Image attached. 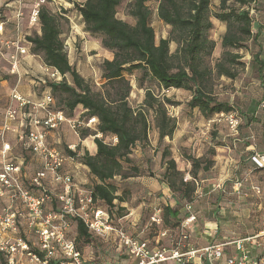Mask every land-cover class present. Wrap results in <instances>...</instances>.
I'll return each mask as SVG.
<instances>
[{
    "label": "rangeland",
    "instance_id": "rangeland-1",
    "mask_svg": "<svg viewBox=\"0 0 264 264\" xmlns=\"http://www.w3.org/2000/svg\"><path fill=\"white\" fill-rule=\"evenodd\" d=\"M220 1L212 0L211 10L213 13L218 12ZM76 2L83 4L86 0H76ZM132 2L133 0H124L117 9V17L130 25H135V19L129 15ZM158 4L159 0H151L148 3L152 12L151 25L155 30L157 43L162 38H169L172 31L171 26L166 25L158 17ZM44 6L59 17L61 39L64 41L70 63L89 82L93 91L103 93L106 89H110L108 85H105L106 82L103 79V63L105 60H112L114 55L103 47V36L93 35L86 30V25L76 6L68 7V11L65 12L61 9V14L59 13L61 6L57 3L48 2ZM252 12L253 34L256 36L259 33V35L256 39L248 41L246 47L242 49H224L222 47V37L227 31V25L212 18L213 28L209 31L208 37L215 42L216 47L212 55L206 58L207 64L213 68L225 51L240 54L242 56L240 62L243 64L239 67V75L236 79L217 76L212 79L211 85L216 99L219 102L228 103L233 108L232 112L224 113V117L215 115L209 119L204 117L198 109H190L188 102L192 98L191 91L165 90L143 70H134L125 74L132 86L128 98L132 108L142 107L146 93L150 90L160 100H169L170 103H166L169 115L177 121V129L173 138L160 140L156 128L155 113L153 111L147 113L150 124L148 142L140 145L142 146L140 150L134 152L132 165L124 164L125 174L135 175L136 172L132 169L134 166L139 169V178L144 177L143 179L150 183L158 180L160 184L167 186L164 182V175L169 159H174L177 169L182 172L185 180L192 182H194L191 175L193 165L188 158H197L205 162L213 161V166L209 171H198L197 182H194L197 192L194 195L193 211L196 215L199 213V216L197 215V221L193 227L187 231L184 230L188 239L190 235H197L201 239V236L205 235L203 231L207 222L218 218L227 223L223 232H228L229 240L241 238L242 231L245 232V229L250 232L248 234L260 229L264 230V170H254L249 161V157L255 153L264 155V70H261V61H264V0H259L254 5ZM0 17V21L6 19L2 10ZM30 25L29 19L27 26ZM37 25L29 27L24 37L28 38L37 34L40 31ZM260 27L263 28L260 30ZM6 39L5 37L0 39V44L9 42V39ZM177 48V43L172 42L171 53H175ZM256 56H258V61ZM67 80L73 84L69 76ZM64 97V94H58L57 102L63 105ZM7 106H2L3 110L0 115L5 114ZM80 108L76 109L74 115L76 120L85 121L84 113H81ZM229 114H233L238 122L236 131L233 130L230 120L227 118ZM97 124L98 121L91 127L82 128L79 135L81 131L87 130L90 134L88 137L103 138L108 144L117 142V139L111 135L105 137L99 134L93 135L96 133ZM1 145L0 143V149ZM164 152H169L165 159H163ZM229 156L233 160L232 170L230 177H226L228 169H226L225 163L226 157ZM78 172L79 170H77V174ZM228 178L231 179L229 182L226 180ZM240 180H243V184ZM224 182H226L225 185H223ZM113 184L118 187V196L125 198L126 202L123 204L115 202L117 207L113 209L115 218L111 219V224L116 227L118 232H126L138 239L150 241L154 245L162 243L160 234L163 228L151 227L150 217L154 213L153 207L144 208L137 221L133 220L138 215L135 212L130 217L119 218V207L126 208L122 214L128 215L143 202L146 203V206L153 203L154 196L148 195L144 191L148 189L145 184L136 181L133 177L124 179L120 176L113 180ZM217 185H220L219 188L214 190L213 186ZM81 187L86 188L87 186ZM150 188L152 189V185ZM170 192L171 197L177 199L176 196H180V193L174 194L171 190ZM99 206L107 209L103 204ZM212 206H215L216 209ZM183 216L184 213H181L179 219L170 220L167 223L171 227L169 228L173 236L175 233L181 236ZM89 233L91 235L89 242L83 239L78 240L75 220H71L69 238L73 240L76 249L81 252L86 264H136L134 257L130 256L127 249L121 244L117 233H111L105 237ZM27 235L30 237L29 234ZM222 239H224L223 236L219 238L221 241Z\"/></svg>",
    "mask_w": 264,
    "mask_h": 264
},
{
    "label": "trees",
    "instance_id": "trees-1",
    "mask_svg": "<svg viewBox=\"0 0 264 264\" xmlns=\"http://www.w3.org/2000/svg\"><path fill=\"white\" fill-rule=\"evenodd\" d=\"M65 1L76 6L86 30L93 35H102L103 47L113 53V59L103 63V79L110 89L103 93L93 91L89 82L70 63L61 39L59 17L47 7L42 6L39 13L41 34L28 37L27 41L32 44L33 53L42 55L46 66L63 76L60 82L45 83L56 101V110L73 118L76 109L81 107L85 121L91 118L98 121L93 135H111L117 139L116 143L108 144L103 138H94L97 148L94 155L87 150L83 154L69 148L64 150L66 155L89 169L95 183L86 189L92 192L95 202L107 207L106 210L113 219V209L117 207L115 202H126L125 198L118 196V187L113 184V180L118 176L124 179L140 176L139 169L134 166L132 169L136 172L135 175L125 174L124 164L132 165L134 150L148 142L150 124L147 113H155L160 140L173 138L177 129V121L169 115L166 106V103H170L169 100H160L152 91H147L142 107L134 109L129 105L132 86L125 74L140 69L165 90L191 91L192 98L188 107L198 109L206 118L232 112L233 108L228 103L216 99L211 82L214 76L236 79L239 67L243 65L240 62L242 56L225 51L213 68L209 66L206 58L212 55L216 44L209 39L208 33L213 28L212 18H215L227 25V31L222 37V47L245 48L248 41L259 35L255 36L252 30V11L259 0H221L216 13L211 10L212 0H159L158 17L171 26L172 31L169 38H162L158 43L151 25L152 12L148 6L151 0H133L130 4L129 15L135 19V25L117 17V9L124 0H86L83 4H78L76 0ZM172 42L178 45L175 53L170 50ZM256 60L258 61V56ZM261 70H264V61H261ZM68 76L73 84L68 82ZM58 94L65 95L63 105L56 100ZM89 135L87 130L80 133L83 139ZM168 155L169 152H164L163 159ZM251 157L252 155L249 161ZM188 160L193 165L191 175L195 183L199 170L207 172L213 166V161L205 162L197 158ZM166 165L164 182L174 194L180 193V196H176L177 199L174 197L178 206L164 207L163 224H151V227L168 230L169 236L174 237L167 223L179 219L181 213H184V219L188 216L185 205L194 202L197 186L194 182L185 180L174 159H169ZM118 210L119 218L126 216L122 214L126 208L119 207ZM75 223L77 239L89 242L91 235L87 226L80 220H75ZM147 242L152 247L156 246ZM164 245L163 242L158 244L169 248Z\"/></svg>",
    "mask_w": 264,
    "mask_h": 264
},
{
    "label": "built area",
    "instance_id": "built-area-1",
    "mask_svg": "<svg viewBox=\"0 0 264 264\" xmlns=\"http://www.w3.org/2000/svg\"><path fill=\"white\" fill-rule=\"evenodd\" d=\"M15 1L20 5L17 13L20 18L22 0ZM48 2L61 6L59 13L61 9L67 11L73 5L65 0H37L30 16L31 26L39 24L40 9ZM2 31L1 25L0 34ZM18 51L20 54L26 53V49L21 47H18ZM44 71L47 81L63 80L57 70L45 65ZM12 100L17 106L7 109L4 123L0 126V139L4 140L9 132H15L13 123L17 122L23 130V148L33 155L39 163V169L27 178L24 174L26 160L9 157L11 146L3 144L0 169V264H86L81 252L69 238L71 220L82 221L89 232L97 236L117 233L121 244L134 257L136 264H220L225 248L230 246L236 248L237 255L229 257L225 264H264V254L253 256L246 247V244L259 247L258 240L264 238V232L234 242L184 250L182 242L188 239L185 231L197 220L192 203L185 205L188 216L182 223L181 240L172 248L152 247L147 241L123 231L118 232L111 224L109 212L99 206L92 192L79 186L72 172L66 169L68 162L82 164L49 143L50 133L57 131L63 124H68L79 135L82 128L91 127L97 119L79 121L56 110V101L50 89L38 102L22 97L17 91H14ZM40 112H43V116ZM219 115L224 117V113ZM227 118L236 131L238 122L234 115L229 114ZM68 148L75 151L76 147ZM251 161L257 169L264 170V155L255 153ZM150 223L163 224L161 210L152 214ZM167 236L168 230L160 234L161 238Z\"/></svg>",
    "mask_w": 264,
    "mask_h": 264
},
{
    "label": "crops",
    "instance_id": "crops-1",
    "mask_svg": "<svg viewBox=\"0 0 264 264\" xmlns=\"http://www.w3.org/2000/svg\"><path fill=\"white\" fill-rule=\"evenodd\" d=\"M34 2L35 1L33 0H22V6L20 8L22 16L18 18L17 13L20 7L19 3L15 0H0V11L2 10L6 17V19L0 21V24L2 23L1 25L3 28V35L0 34V39H3L4 37L9 39V42L7 41L2 45L0 44V112H2L4 105H8L7 109L10 106H17L16 102L12 100L14 91H17L22 97L32 102H38L43 99V95L49 90V88L45 87V83L47 82L48 77L44 72L43 67L45 66V64L43 57L40 54H35L32 52V44L27 41V36L24 37V35L27 34L26 30L29 27H32L31 25L27 26V24L29 25V19L31 15L30 13L33 10L35 4ZM37 26H39L40 30L37 34H41L40 24H38ZM5 34L7 37L5 36ZM18 47L26 49V53L20 54L18 51ZM45 80L46 82H44ZM80 110L81 113H84L83 109L80 108ZM4 112L6 114L7 110H5ZM5 114L0 115V126H2L4 123ZM40 115L43 116V112H40ZM72 119H76V117L74 116ZM13 128L16 129L15 132H9L5 136L4 140L0 139V143L2 144L0 149V169L3 159V144L7 143L11 146V151L8 152L9 157L12 156V158L16 157L18 159L26 160L27 166L24 169V174L27 178H30L39 169V163L35 161L33 155L30 152L23 148V142L21 140L23 130L19 128V124L17 122L13 123ZM91 138L92 137H86L82 139L69 127L68 124H63L57 131L50 133L49 143L63 151L69 146H75V150L78 151L79 154H83L87 150L90 152V154L94 155L97 148L94 143V138H92V140ZM137 150L138 147L134 150V152H137ZM232 161L233 160L231 156L226 157L225 167L226 169H228V172L225 175L226 177H230V172L232 170ZM75 164L77 163L68 162L66 167L67 171H71L74 175L75 182L79 186L92 187V185L95 183V179L90 174L89 169L84 165ZM251 164L254 170L261 171L260 169H257L252 162ZM77 170H79V175L77 174ZM139 177H136L134 179L145 184V187H147L148 189L144 191L147 192L148 195L154 196V200L152 204L149 203L147 206L146 203L143 202L137 209H133V211H130V213H128L126 217L132 216L135 212V214L137 213L138 215L136 214L137 216H135L133 220L137 221L139 219V214L144 208L153 207V211L155 212L156 210L162 211L166 206H170L172 208L178 206L174 197H171L170 195V189L165 186V184H160L158 180L150 183L149 181H146V179H143L144 177ZM226 180L229 182L231 179L228 178ZM226 182H224L223 185H225ZM240 182L243 184V180H240ZM151 185L152 189L150 188ZM219 186H213V189L215 190L219 188ZM235 187L237 186L235 185ZM212 207L216 209L215 206ZM197 215L199 216V213ZM194 224L195 222L191 224V227H193ZM226 225L227 223H225L223 220L221 221V219L219 218L209 220L206 226H204L205 230L203 231V233L205 235H202L201 239H199L197 235H190L189 239L184 241V243L182 242L184 250L202 249L211 244L234 242L237 240L246 239L248 237H254L257 234L264 232V230L260 229L256 232L248 234L250 232L245 229V232H247L246 234H244L245 232L243 230V236L241 238L229 240L228 232H223ZM221 236L224 237L222 241L219 240ZM161 239L165 244L164 246H169V248H172L175 246L177 241L181 240V237L176 233L174 237L167 236ZM225 240L226 242H224ZM258 243L260 245L259 247L251 244H246V247L251 251L253 256H261L264 254V238L259 239ZM236 253V248L234 246L225 248V252L220 264H225L226 260L229 257L237 255Z\"/></svg>",
    "mask_w": 264,
    "mask_h": 264
}]
</instances>
